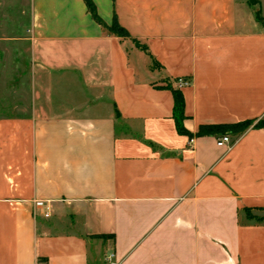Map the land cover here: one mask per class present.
I'll return each instance as SVG.
<instances>
[{
	"label": "crops",
	"instance_id": "obj_1",
	"mask_svg": "<svg viewBox=\"0 0 264 264\" xmlns=\"http://www.w3.org/2000/svg\"><path fill=\"white\" fill-rule=\"evenodd\" d=\"M92 1L0 0V264H264V0Z\"/></svg>",
	"mask_w": 264,
	"mask_h": 264
},
{
	"label": "trees",
	"instance_id": "obj_2",
	"mask_svg": "<svg viewBox=\"0 0 264 264\" xmlns=\"http://www.w3.org/2000/svg\"><path fill=\"white\" fill-rule=\"evenodd\" d=\"M87 10V13L91 16L92 20L98 24L101 28L105 29L110 35L116 37H128V33L121 28L115 20H113L112 24L107 27L100 17L97 14L96 7L92 0H82ZM183 97L179 93V90L173 92V118L175 120V124L177 130L182 132L181 122L183 120ZM252 121H244L238 124L233 125H215V126H200L196 133V136H208L212 135L216 138L221 136H232L235 139L238 138L245 130L251 127ZM253 128L264 129V122H257L253 125ZM193 137L190 136V139Z\"/></svg>",
	"mask_w": 264,
	"mask_h": 264
},
{
	"label": "built area",
	"instance_id": "obj_3",
	"mask_svg": "<svg viewBox=\"0 0 264 264\" xmlns=\"http://www.w3.org/2000/svg\"><path fill=\"white\" fill-rule=\"evenodd\" d=\"M176 88L178 90L182 89V88H185L187 86H189V81L185 80V79H182V78H179L176 80ZM190 143H192V140L190 139L189 141ZM232 145V141H231V138L227 135L225 136H221L217 139V142H216V146L217 147H228L230 148ZM47 216V215H46Z\"/></svg>",
	"mask_w": 264,
	"mask_h": 264
},
{
	"label": "rangeland",
	"instance_id": "obj_4",
	"mask_svg": "<svg viewBox=\"0 0 264 264\" xmlns=\"http://www.w3.org/2000/svg\"><path fill=\"white\" fill-rule=\"evenodd\" d=\"M0 114H2L1 111H0Z\"/></svg>",
	"mask_w": 264,
	"mask_h": 264
}]
</instances>
